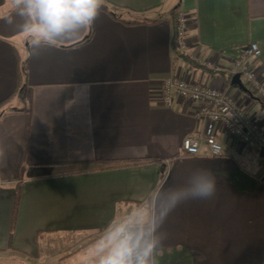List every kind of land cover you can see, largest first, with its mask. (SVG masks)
<instances>
[{
  "label": "crops",
  "instance_id": "obj_1",
  "mask_svg": "<svg viewBox=\"0 0 264 264\" xmlns=\"http://www.w3.org/2000/svg\"><path fill=\"white\" fill-rule=\"evenodd\" d=\"M175 10L189 16L187 55L229 67L256 43L260 56L248 61L264 78V0H103L90 28L51 45H33L27 18L0 0V264H86L113 218L156 204L201 169L215 176V195L169 214L158 264H264V150L218 125L221 156L205 146L182 156L204 124L193 104L164 106L162 94L172 75L230 89L263 127L264 101L174 53Z\"/></svg>",
  "mask_w": 264,
  "mask_h": 264
},
{
  "label": "clouds",
  "instance_id": "obj_2",
  "mask_svg": "<svg viewBox=\"0 0 264 264\" xmlns=\"http://www.w3.org/2000/svg\"><path fill=\"white\" fill-rule=\"evenodd\" d=\"M18 15L26 17L22 32L33 45L75 39L96 20L103 0H11ZM216 178L209 169L191 174L186 184L157 195V203L143 202L104 229L89 247L86 264H158L169 214L182 202L215 195Z\"/></svg>",
  "mask_w": 264,
  "mask_h": 264
},
{
  "label": "built area",
  "instance_id": "obj_3",
  "mask_svg": "<svg viewBox=\"0 0 264 264\" xmlns=\"http://www.w3.org/2000/svg\"><path fill=\"white\" fill-rule=\"evenodd\" d=\"M176 21L178 50L186 54L189 16L180 10ZM260 53L259 46L256 43H250L242 48L239 58L229 67L219 65L212 60L191 58L206 70L215 73L227 74L231 77L240 74L246 86L258 97L264 98V78L259 68L248 61L249 58L259 57ZM175 99L193 104L194 115L204 124L202 131L184 139L182 156L199 155L204 146L208 148L212 156H221L223 145L216 132L218 125L229 136L238 139L247 150L257 152L264 150V127L248 117L238 100L230 94V89L200 84L191 77L182 78L172 75L164 82L162 104L170 106Z\"/></svg>",
  "mask_w": 264,
  "mask_h": 264
},
{
  "label": "trees",
  "instance_id": "obj_4",
  "mask_svg": "<svg viewBox=\"0 0 264 264\" xmlns=\"http://www.w3.org/2000/svg\"><path fill=\"white\" fill-rule=\"evenodd\" d=\"M178 12L177 10H175L173 13H172V19H173V22H174V38L172 40V50L174 51V53L178 56V57H181L186 63L187 65L189 66V68L193 69L195 67H202L199 63H197L195 60H193L189 55L187 54H183V53H180L179 50H178V44H177V35H176V19H177V16H178ZM118 21H121L125 24H128V25H132V24H138V23H144V22H149V21H145L143 19H139V18H125L123 17L122 15H116L114 16ZM156 22V21H154ZM90 36H88L87 38H85L84 40L80 41L79 43H77L76 45H79V44H82L84 42H86L88 39H89ZM229 81H231L232 77L227 75ZM255 94V92H253ZM14 95V94H13ZM260 100L263 102L264 101V98L260 97ZM7 114H1L0 116L1 117H5ZM0 117V118H1ZM261 160L264 161V156L261 157ZM156 160H146V161H142L143 163H150V162H154ZM137 163H141V162H133V164H137ZM20 199H21V190H20V186L17 187V190H16V197H15V205H14V213H13V218H12V226H11V236L13 235L14 233V230H15V225H16V221H17V218H18V214H19V209H20ZM104 230H100L98 231V233H103Z\"/></svg>",
  "mask_w": 264,
  "mask_h": 264
},
{
  "label": "water",
  "instance_id": "obj_5",
  "mask_svg": "<svg viewBox=\"0 0 264 264\" xmlns=\"http://www.w3.org/2000/svg\"><path fill=\"white\" fill-rule=\"evenodd\" d=\"M231 84L234 87L239 88L243 93L249 95L251 98H253L255 100H258V101H261L260 100V97L255 96L254 93H253V91L246 86V84L243 82L240 74H236V75H234L232 77Z\"/></svg>",
  "mask_w": 264,
  "mask_h": 264
},
{
  "label": "rangeland",
  "instance_id": "obj_6",
  "mask_svg": "<svg viewBox=\"0 0 264 264\" xmlns=\"http://www.w3.org/2000/svg\"><path fill=\"white\" fill-rule=\"evenodd\" d=\"M57 249V248H56ZM72 249V248H71ZM57 251V250H56Z\"/></svg>",
  "mask_w": 264,
  "mask_h": 264
}]
</instances>
